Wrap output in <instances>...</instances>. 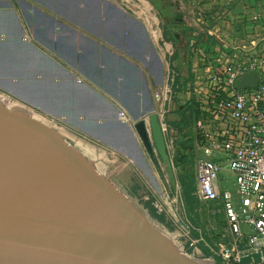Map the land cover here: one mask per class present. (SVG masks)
Wrapping results in <instances>:
<instances>
[{
	"label": "crops",
	"instance_id": "crops-1",
	"mask_svg": "<svg viewBox=\"0 0 264 264\" xmlns=\"http://www.w3.org/2000/svg\"><path fill=\"white\" fill-rule=\"evenodd\" d=\"M206 1V25L215 35L200 40L212 49L220 47L216 33L223 37L228 31L237 40L264 35V20L255 27L249 23L256 11L264 18V0ZM128 8L118 0H0V89L48 120L63 116L67 123L61 125L68 130L63 136L84 155L87 147L96 154L101 147L93 146L79 129L97 145L119 151L117 144L128 139L138 154L142 143L119 112L137 117L157 104L158 111L164 108L156 94L163 91L153 88L165 87L167 51L160 35L152 37L147 14L135 19ZM229 18L240 22L237 30ZM192 41H186L189 50ZM174 43L177 56L179 43ZM193 67L188 62L182 80L193 75Z\"/></svg>",
	"mask_w": 264,
	"mask_h": 264
},
{
	"label": "water",
	"instance_id": "water-1",
	"mask_svg": "<svg viewBox=\"0 0 264 264\" xmlns=\"http://www.w3.org/2000/svg\"><path fill=\"white\" fill-rule=\"evenodd\" d=\"M257 82L250 72L237 85ZM136 129L152 151L145 122ZM0 264L218 263L183 252L60 133L0 100Z\"/></svg>",
	"mask_w": 264,
	"mask_h": 264
},
{
	"label": "built area",
	"instance_id": "built-area-1",
	"mask_svg": "<svg viewBox=\"0 0 264 264\" xmlns=\"http://www.w3.org/2000/svg\"><path fill=\"white\" fill-rule=\"evenodd\" d=\"M228 20L237 30L240 22ZM263 20L256 11L249 23L255 27ZM206 43H191L194 73L184 85L187 99H178L190 123L178 140L196 162L194 194L220 206L228 222L231 237L215 253L225 264H264V35L248 40L227 35L218 38L217 49ZM250 72L257 84L238 86ZM167 95L157 94L164 101L158 112L163 131ZM121 116L127 119L124 111ZM224 166L235 175V192L221 183Z\"/></svg>",
	"mask_w": 264,
	"mask_h": 264
},
{
	"label": "rangeland",
	"instance_id": "rangeland-1",
	"mask_svg": "<svg viewBox=\"0 0 264 264\" xmlns=\"http://www.w3.org/2000/svg\"><path fill=\"white\" fill-rule=\"evenodd\" d=\"M118 1L124 6L127 5L129 7L128 10L135 19L137 18L134 15H142L143 12L147 14V23L150 26L152 37L160 35V44L167 51V81L165 87L156 85V89H153L156 90L155 92L161 89L162 93H167L169 97L165 107L167 111L162 116L167 126V130H164L163 133L169 158L168 160H164L157 155H155V158H151V156L145 153L142 146H140L141 152L137 154L128 139L123 144L119 143L122 141L115 140L116 143H119L117 146L123 153L117 150L116 147H110L112 145L100 143L97 145V143H94L96 141L93 137L86 135L82 129H79L80 131L78 132L86 140L92 142L93 146L96 145L108 149L106 151L105 149L101 150V148H98L99 154H96L94 148L87 147L84 151L88 154L85 156L90 160L93 159L92 161L98 165V171L106 176L134 207L144 214L164 234L168 235L171 239L173 237L172 241L183 252L195 258L210 259L218 264H225L222 257L216 254L215 251H219L218 244L221 241H228L231 237L227 219L220 206L199 199L194 194L195 190L191 194L187 193L186 187H188L192 180L196 185V162L193 156H190L178 165L176 156L179 150L183 148L178 137L181 132L184 133V125H189L190 123L185 120L183 121V118H189L187 109L181 112V109L179 110L178 108L180 105L178 99H187L183 91L185 81L181 77L187 76L188 62H191L192 68L195 61V55L192 50L187 48L188 44L186 41H189L191 38L198 40L200 33H204L205 36L211 35L212 37L215 35L214 33L211 34L208 30H211L212 27L206 25V21L210 19V12L206 6L207 1L160 0L163 5H169L173 11V18L170 17L168 19L159 15L158 9L151 0ZM171 23L176 24L177 27H172V30H170L167 25ZM174 31L176 37L172 35ZM216 35L224 39L228 35V31H226V34L222 32L223 37L217 33ZM175 39L179 43L177 56H175ZM165 43L166 45H164ZM153 52H155V49H153ZM192 73L194 72L192 71ZM156 75L158 76V73ZM156 94H159V91ZM0 100L6 106L11 105L16 110L19 108L22 112L35 113L37 118H40L41 121L43 120L44 123L58 133H62V136L65 135L64 133H68L66 127L64 128L61 125L67 123L63 116H52V118L56 119V122L48 120L44 117L43 112L17 103L14 95L5 93L1 89ZM158 109L157 104L154 110L157 114L159 112ZM123 111L126 113L127 119L122 117L121 112H119L120 119L132 127L140 141L142 139L145 143L137 132L136 124L140 121L148 123L146 118L150 115V112L133 117L127 110ZM181 121L183 122L182 124H180ZM57 122H60V126L56 124ZM172 129L174 130L173 133ZM119 131L123 132V129L119 127ZM220 180L223 187L235 192V175L227 166H224L221 170Z\"/></svg>",
	"mask_w": 264,
	"mask_h": 264
},
{
	"label": "trees",
	"instance_id": "trees-1",
	"mask_svg": "<svg viewBox=\"0 0 264 264\" xmlns=\"http://www.w3.org/2000/svg\"><path fill=\"white\" fill-rule=\"evenodd\" d=\"M152 1V3L154 4V6L160 11V13H161V15H162V17H164V18H166V19H168V18H173V16H174V14H173V11L171 10V7L169 6V5H163L162 4V1H160V0H151ZM173 22V21H172ZM175 22V21H174ZM174 23H171V24H169V25H167V27H169V29L170 30H172V27H177V25L176 24H174ZM172 32V31H171ZM173 35V37H174V33L172 34ZM203 37H205V35H204V33H200L199 34V37H198V40H200V39H202ZM185 81V83L188 81V79H185L184 80ZM181 112H183V110H181ZM186 121V122H188L187 120H188V118L186 117V119L185 118H183V121ZM183 122L181 121L180 122V124H182ZM182 145H183V148L181 149V150H179V152L177 153V164L178 165H180L181 164V162L183 161V160H185V159H187V158H189L190 156H192L190 153H188V151L186 150V144H184V143H181ZM185 147V148H184ZM195 187H196V185H195V183H194V181L192 180L190 183H189V185H188V187H186V191H187V193L188 194H191V192H193L194 190H195Z\"/></svg>",
	"mask_w": 264,
	"mask_h": 264
},
{
	"label": "flooded vegetation",
	"instance_id": "flooded-vegetation-1",
	"mask_svg": "<svg viewBox=\"0 0 264 264\" xmlns=\"http://www.w3.org/2000/svg\"><path fill=\"white\" fill-rule=\"evenodd\" d=\"M147 117L148 118L146 120L148 121V123H146V128H147L148 134L150 135L149 136V140H150V143H151L152 151H153L154 155H157V156L161 157L160 153L158 152V150L156 148V144H155V142L153 140V131H152V125H151L150 115H148ZM141 143H142V147H143L145 153L150 154L151 151L146 147V145L142 141V139H141Z\"/></svg>",
	"mask_w": 264,
	"mask_h": 264
},
{
	"label": "bare ground",
	"instance_id": "bare-ground-1",
	"mask_svg": "<svg viewBox=\"0 0 264 264\" xmlns=\"http://www.w3.org/2000/svg\"><path fill=\"white\" fill-rule=\"evenodd\" d=\"M7 107L10 108V110H12V111H13V110H16V109H15L13 106H11V105H10V106H7ZM12 107H13V108H12ZM18 109H19V108H18ZM18 109H17V111H21V109H19V110H18ZM21 112H22V111H21ZM24 113H26V114H28V115H30V116H32V117L37 118L35 113L33 114V113L26 112V111H25ZM37 119L40 120V118H37ZM42 121H43V120H42ZM43 122H44V121H43ZM89 157H90V156H89ZM89 160H90V159H89ZM92 160H93V159H92ZM92 160H90V161H91L92 164L98 169V165H96ZM101 170H102V169H101ZM174 214H175V213H174ZM165 235H166V234H165ZM166 236H167L170 240L173 239V237H172V239H171L168 235H166ZM208 260H210V259H208ZM210 261H212V260H210Z\"/></svg>",
	"mask_w": 264,
	"mask_h": 264
}]
</instances>
